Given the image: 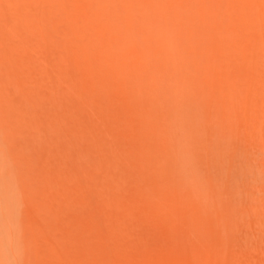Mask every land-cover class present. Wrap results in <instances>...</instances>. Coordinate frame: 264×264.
<instances>
[{"label":"rangeland","instance_id":"374dc122","mask_svg":"<svg viewBox=\"0 0 264 264\" xmlns=\"http://www.w3.org/2000/svg\"><path fill=\"white\" fill-rule=\"evenodd\" d=\"M252 3L233 37L247 49L231 39L215 55L209 32L192 52L205 76L180 109L90 32L74 47L31 19L5 30L2 15L0 68L11 50L14 63L0 90V264H264V0Z\"/></svg>","mask_w":264,"mask_h":264},{"label":"bare ground","instance_id":"6f19581e","mask_svg":"<svg viewBox=\"0 0 264 264\" xmlns=\"http://www.w3.org/2000/svg\"><path fill=\"white\" fill-rule=\"evenodd\" d=\"M83 1L84 0H0V16H1L0 20L2 19V15L6 19V22L8 19L9 23L6 24L4 22V26H6L5 30L8 29L7 25H11L13 28L20 31V30L25 28L27 23H30V19H31L34 27L36 29H39V28H40V30L42 29V32H43V30H44V32H47V33L51 32V31H55L59 35L62 34V38H63V35L66 34L67 36H66V38L65 37L64 38L69 40L71 44L73 43L74 47H76L77 45L80 46L82 44V41H84V39H86L83 37L86 36V33L89 34V32H90L91 35L89 36L90 37L89 39L92 41L93 39H91V38L94 37L98 41L97 44L101 45L102 48L105 49V53H106V51L107 52L110 51L109 54L115 53L116 55L114 54L115 55L114 58L118 57L120 59V60L116 59L117 60L116 63H118L120 61L118 64L122 63V64H120L121 67L122 66L125 67V65H127V67L129 65H130L129 67H132L133 64H131L130 62L133 60L130 61L131 57H134V59L137 62V64L134 63L136 65L133 66L132 68H135L138 65V61H140L139 62L140 68L138 66H137V68L140 69L139 71H143L145 74L144 78H143L144 81L142 82V79H140L141 80L140 85L142 84L143 86H147V88L150 85L151 87H154L155 89L158 87L159 90L162 89L163 91L170 93L169 95H171V97H173V99L176 101V106L178 105L179 109L182 106L184 107V105L189 106L191 104V102L188 100L191 97L192 93L194 95H197V94L201 95V92H200L201 90L197 87V85H198V83L200 84V82H202L203 80L202 81L199 80L198 83L196 82V80L201 79V77H199V76L200 75L203 76L204 74L198 73V71L201 67L198 70H196V64L194 63L195 61H193V59H192L193 58L192 52L195 53L194 58H197L200 54V52H198V50L197 51L195 50L196 47L199 46V48L201 47V49H202L203 45L208 44V40H209L208 38L209 37L207 35L210 32L209 34H211V36L213 35L219 41H221L220 45L217 44L218 42L216 41L217 43L214 45V50L212 49L213 51L216 52V53L214 52L215 55H217L218 53L224 54V52L226 50L224 48L226 46H232L231 45L232 42H234L235 39H237V38H235V35H237L238 37H241V34H239V32H237L238 29L242 34L244 32L245 27L243 26L242 29L239 28L240 26L236 27V22L239 20L242 21L244 19L245 20H247V19H249V20L253 19L254 20L253 16L255 17V14H253V16H251L252 13L250 15V13H249L250 11L245 10L246 0H86V1H84L85 4ZM247 1H248V4H246V6L253 2V0H251V2H250V0H247ZM240 4H241V6H240ZM247 8L249 9L250 7H247ZM245 12H248L251 18H248L247 16H249V15L246 16ZM3 21H5V20H3ZM250 22H252V21H250ZM239 23H240V21H239ZM249 27L250 26L247 27V30L249 29ZM236 28H238L237 31H236ZM2 29H4V28L2 27ZM250 29H251V27H250ZM17 30L14 32H17ZM245 31H246V29H245ZM38 33H40V32H38ZM245 33L247 34V31ZM246 34H243V35H246ZM233 37L235 39H233ZM242 38L243 39H241L240 41L244 40L245 37H242ZM231 39H233L234 41H232ZM240 41H239V43H240ZM40 42L42 43L43 41H39V43ZM65 42H63L62 45L65 44ZM213 42H214V40H213ZM236 42L237 41H235V43H234L237 45V48H235V49H237L236 51H238V50L240 51V49H241L243 52L242 48L247 49V47H244V45L241 43L240 44L243 46H240L241 47L240 48L238 46L239 43H236ZM86 43H84L83 46L81 47L82 48L81 50H83L84 52L86 50V49H84V47L85 48L87 47ZM91 43H94V42H91ZM242 43H244V42L242 41ZM37 44H38V42H37ZM52 45H54V44H52ZM236 45H235V47H236ZM67 46H68V44H67ZM67 46L65 44V47H67ZM94 48H95V46H94ZM232 48L233 47L229 48L230 50L228 53L234 54L233 50L231 52ZM78 50H79V48H78ZM11 51L13 52V50H11ZM99 51H101V50H99ZM74 52L76 53V51H74ZM11 53H7V58L6 57H5L6 59L4 58L5 60H8V58H9L8 63L2 62V69L0 68V90H1L2 86L4 85V83L7 81L6 77L4 76L2 71H8L9 72V70H10L9 65H12L14 63V61L12 60L14 53L13 54H11ZM103 53H104V51H103ZM233 54L230 56L234 57ZM238 54H240V53H238ZM4 55H6L5 51H4ZM236 56H238V55H236ZM245 56L246 55L244 54V57ZM222 57H223V55H222ZM70 58H71V56H70ZM82 58H84V57L82 56ZM85 58L87 59V55H85ZM201 58H203V57H201ZM226 58H228V57H226ZM236 58L234 57V60L237 62V61H241L243 57L237 58L238 60H236ZM76 59H78V61L80 60V58H76ZM230 59H232V57H230ZM248 59H250V58H248ZM248 59L246 57V62H250V60H248ZM224 61H225V59H224ZM242 61H244V60H242ZM251 61H253V59ZM227 62L229 63V60ZM227 62L225 64L228 65ZM78 63L79 62H77V64ZM242 63H244V62H242ZM64 64H65V62H64ZM109 65H111V63ZM219 65L221 66V64H219ZM233 65H235V64L233 63ZM236 65H235V67H236ZM243 65L242 66L240 65V67L242 68ZM78 66H80V65H78ZM203 66H206V65H203ZM222 66H223V64H222ZM123 67L121 69L124 71ZM231 67H232V65H231ZM235 67H233V68H235ZM238 67H239V64H238ZM248 67H250V66H248ZM258 67H260V66H258ZM205 68L207 69L206 71H208L207 66ZM86 69H87V67H86ZM110 69H113V67L112 68L110 67ZM114 69H113V71H114ZM201 69H203V68H201ZM80 70H82V69H80ZM80 70H78V73ZM89 70L91 71L90 68H89ZM221 70H223L222 73L225 72V74L227 76H228V74H229V76H231L229 69H228L229 70L228 71L229 73H228L226 71V68L222 69L221 67H220L219 71H217V68H216L215 73H219V72H221ZM127 71L129 72V69ZM206 71L203 70L202 72L205 73ZM236 71H237V73H235L234 75L239 77L236 74L240 73L239 71H242V70L241 69L240 70H234L231 72H236ZM131 72H133V71H131ZM90 73L92 74L93 72H90ZM108 73L109 72H107V74ZM206 73H208V72H206ZM242 73L246 74V73H244V71ZM242 73H240V75ZM123 74H120V75H123ZM220 74L221 73H219V75ZM6 75H8V73ZM112 75H113V73L111 74V76ZM217 75H215V76L217 77ZM98 76H99V74H98ZM113 76H112V78H114ZM124 76H125V74H124ZM227 76H226V78L229 77V76L228 77ZM244 76H246V75H244ZM126 77L127 76H125V78ZM220 77H221V75H220ZM220 77H218V78L221 79ZM242 77H243V75H242ZM81 78H80V80H81ZM118 78H120V77H118ZM120 79H122V77ZM202 79L206 80L205 77H203ZM240 79L236 78V81L237 80L239 81ZM242 79H243V81H242V84H243L244 77ZM8 80H9V78H8ZM214 80H213V83H215ZM120 81H122V80H120ZM207 81H206V83H207ZM225 81H226L225 83H228L230 85V83L228 82V79L227 80L225 79ZM222 82L223 81H221V83ZM209 83L210 82H208L207 86L209 85ZM211 84L212 83H210V85ZM216 84H218V83L216 82ZM231 84H233L232 81H231ZM10 85H11V83H10ZM219 85H222V84H219ZM219 85H216V86L218 87ZM229 85H227V86H229ZM93 86H94V84H93ZM143 86H141V87H143ZM4 87H6V85ZM203 87H205V85ZM217 87H216V89L221 88V87H218V88ZM225 87H226V84H225ZM240 87H241V85H240ZM240 87H236V88L239 89ZM112 88H116V87L112 86ZM117 89H120V87ZM208 89H209V87H208ZM230 89H231L230 95L232 96V94L234 92L232 91L233 90L232 88H230ZM242 89L243 88H241V92L243 90H245V88L243 90ZM221 90H223V89H221ZM139 91H141V90H139ZM155 91H158V90H155ZM163 91L161 93H160V91H158L160 93V95L157 98H159V100L164 103V99H163L164 96L162 97ZM213 91H216V90H213ZM217 91H219V90H217ZM227 91L225 92L226 94H227ZM221 92H223V91H221ZM212 93L215 95L214 92H212ZM225 93L223 94L224 95L223 97L228 98V95L225 96ZM235 93H234V96H236ZM9 94H10V92H9ZM202 94H205V92L204 93L202 92ZM213 94H212V96H213ZM228 94H229V92H228ZM169 95L167 97H170ZM210 95H208V96H210ZM239 95H241V94H239ZM208 96H207V98H208ZM216 96H217V94H216ZM192 97L193 98L191 101L194 103V96H192ZM220 97H222V95H220ZM212 98H211V102H212ZM168 101L170 102L169 99H168ZM185 101H187V102L183 103ZM213 101H216L215 97L213 98ZM217 102H219V101H217ZM222 102L224 103V101H222ZM213 103L215 104V102H213ZM223 103L219 104V105H223ZM225 103H226V101H225ZM214 107H216V106H214ZM210 108H212V106ZM185 109H186V107L183 110H179L180 113L182 111H184ZM217 109H218V106H217ZM221 109H223V108H221ZM224 109L227 110L226 108H224ZM225 110H223V111H225ZM233 110H234V108H233ZM219 111H220V109H219ZM229 111L227 110L228 113H229ZM228 113H225V114H228ZM167 114H170V112H167ZM170 115H169V118H170ZM129 116H131V115H129ZM188 116H190V115H188ZM221 116L224 117L223 115H221ZM214 118H215V116H214ZM228 118H229V116H228ZM185 119H186V117H185ZM228 121H229V119H228ZM26 123H28V122H26ZM182 136H180V137H182ZM136 148H139V147H136ZM141 148H142V146H141ZM149 148L150 147H148V149ZM179 150H181V146H180ZM146 151H148V150H146ZM143 152H144V149H143ZM141 153H142V151H141ZM151 154H153V153H151ZM144 155L142 154V156H144ZM148 156H150V155H148ZM183 156H184V153H183ZM145 157H147V156H145ZM152 157H154V156H152ZM155 158H152V159H155ZM7 190H8V188H7ZM4 262L1 260L2 264H6L5 259H4Z\"/></svg>","mask_w":264,"mask_h":264}]
</instances>
